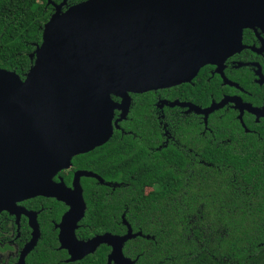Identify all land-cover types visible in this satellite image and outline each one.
I'll return each mask as SVG.
<instances>
[{"label": "water", "instance_id": "water-1", "mask_svg": "<svg viewBox=\"0 0 264 264\" xmlns=\"http://www.w3.org/2000/svg\"><path fill=\"white\" fill-rule=\"evenodd\" d=\"M49 4L54 14L26 79L0 69V172L22 168L46 179L69 168L72 156L110 138L117 107L112 95L122 97L126 105L127 93L180 84L203 65L222 62L238 51L242 31L250 24L264 29V0ZM16 183L6 188L14 199L53 196L69 207L58 227L61 249L68 251L70 262L106 245L111 249L108 264H131L122 256L123 244L132 238L130 231L86 242L76 239L85 209L80 189L76 194L61 183L53 186L55 194L47 182ZM2 209L12 212L13 206L1 204ZM33 235L18 264H24L33 249L37 234Z\"/></svg>", "mask_w": 264, "mask_h": 264}, {"label": "trees", "instance_id": "trees-1", "mask_svg": "<svg viewBox=\"0 0 264 264\" xmlns=\"http://www.w3.org/2000/svg\"><path fill=\"white\" fill-rule=\"evenodd\" d=\"M62 1L0 0V69L26 79L54 14L49 2ZM85 1L67 0V7ZM134 148L133 140L125 139L96 163L98 173L125 185L115 189L111 201L92 204L98 216H86L88 228L77 232L79 238L130 231L122 256L131 264H264V154L207 146L202 157L218 170L203 165L185 173L186 159L178 151L147 155ZM64 209L59 205L52 217ZM42 232L43 243L29 252L26 263L65 264L64 253L55 251V235ZM109 251L103 245L74 264H108Z\"/></svg>", "mask_w": 264, "mask_h": 264}, {"label": "flooded vegetation", "instance_id": "flooded-vegetation-1", "mask_svg": "<svg viewBox=\"0 0 264 264\" xmlns=\"http://www.w3.org/2000/svg\"><path fill=\"white\" fill-rule=\"evenodd\" d=\"M127 95L126 105L122 97L111 96L117 107L113 110L110 138L86 153L72 156L69 168L42 179L43 176L38 178L33 171L2 167L0 207L10 204L13 209L12 212L0 210V264H18L33 234H37L33 249L43 243V229L46 235H55V251L64 253L65 258L60 260L65 264H74L87 257L70 262L68 251L61 249L58 226L69 207L53 196L14 199L6 193L13 181L24 186L47 182L55 194L53 186L61 183L76 194L80 189L85 209L75 236L78 241L86 242L90 239L77 236L80 229L88 228L86 216H98L95 206L111 201L115 189L125 185L119 180H108L95 169L98 160L112 145L120 146L125 139H132L134 149L146 151L147 155H154L156 151L162 154L168 149L178 151L186 159L185 173L203 165L218 170L217 164H209L202 157V150L207 146H215L218 150L230 145L234 152L253 149L259 155L264 154V29L250 24L242 31L238 51L222 62L203 65L192 78L180 84ZM159 159H162L160 155ZM161 167L167 165L162 163ZM59 205H63L64 211L58 218L52 217ZM45 209L48 215H44ZM30 253L24 257V264Z\"/></svg>", "mask_w": 264, "mask_h": 264}]
</instances>
